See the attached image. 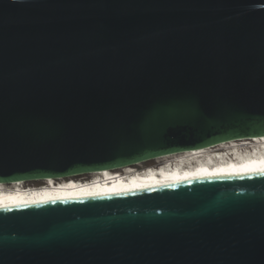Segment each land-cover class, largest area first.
I'll return each instance as SVG.
<instances>
[{
	"label": "water",
	"instance_id": "obj_1",
	"mask_svg": "<svg viewBox=\"0 0 264 264\" xmlns=\"http://www.w3.org/2000/svg\"><path fill=\"white\" fill-rule=\"evenodd\" d=\"M264 137V0H0V183ZM0 264H264V172L0 208Z\"/></svg>",
	"mask_w": 264,
	"mask_h": 264
},
{
	"label": "bare ground",
	"instance_id": "obj_2",
	"mask_svg": "<svg viewBox=\"0 0 264 264\" xmlns=\"http://www.w3.org/2000/svg\"><path fill=\"white\" fill-rule=\"evenodd\" d=\"M150 161L158 165L146 167L145 164ZM262 169L264 137L244 138L185 150L113 170L105 169L58 179L0 183V208L131 192L168 183L240 175Z\"/></svg>",
	"mask_w": 264,
	"mask_h": 264
},
{
	"label": "rangeland",
	"instance_id": "obj_3",
	"mask_svg": "<svg viewBox=\"0 0 264 264\" xmlns=\"http://www.w3.org/2000/svg\"><path fill=\"white\" fill-rule=\"evenodd\" d=\"M157 165H158V163L155 162V161H150V162H148V163L145 164L146 167H148V166L155 167V166H157ZM31 181H32V180H31ZM34 183H36L37 185L39 184V182H34Z\"/></svg>",
	"mask_w": 264,
	"mask_h": 264
},
{
	"label": "snow or ice",
	"instance_id": "obj_4",
	"mask_svg": "<svg viewBox=\"0 0 264 264\" xmlns=\"http://www.w3.org/2000/svg\"><path fill=\"white\" fill-rule=\"evenodd\" d=\"M261 171L264 172V169H262Z\"/></svg>",
	"mask_w": 264,
	"mask_h": 264
}]
</instances>
